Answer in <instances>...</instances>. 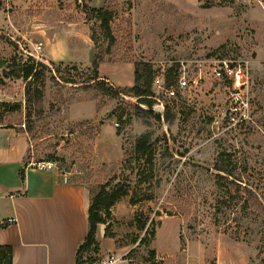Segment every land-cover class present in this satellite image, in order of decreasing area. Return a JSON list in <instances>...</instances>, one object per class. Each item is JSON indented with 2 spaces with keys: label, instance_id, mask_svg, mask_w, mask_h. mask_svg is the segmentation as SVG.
Instances as JSON below:
<instances>
[{
  "label": "rangeland",
  "instance_id": "374dc122",
  "mask_svg": "<svg viewBox=\"0 0 264 264\" xmlns=\"http://www.w3.org/2000/svg\"><path fill=\"white\" fill-rule=\"evenodd\" d=\"M102 6L112 16L110 33L89 9ZM64 34L73 45L89 36L94 55L103 57L100 79L125 94L111 98L91 81L94 55L89 64L48 61L53 71L46 73L42 108H27L25 81L11 57L25 60L30 51L41 61L35 45ZM137 60L156 72L174 67L175 78L180 67L190 76L202 72L201 84L175 99L160 95L164 110L155 100L153 113L140 114L130 91ZM218 60L247 65L246 84L234 88L216 78ZM0 101L22 103L0 106V126L26 134L34 161H56L89 192L102 184L128 188L96 214L105 237L138 264H158L151 246L176 252L173 264H181L188 245L202 248L205 264H217L220 246L231 263L264 264V0H0ZM144 134L152 165L136 158ZM219 163L232 172H219ZM147 194L153 198L130 201ZM101 258L92 251L84 260Z\"/></svg>",
  "mask_w": 264,
  "mask_h": 264
},
{
  "label": "crops",
  "instance_id": "0c3cea01",
  "mask_svg": "<svg viewBox=\"0 0 264 264\" xmlns=\"http://www.w3.org/2000/svg\"><path fill=\"white\" fill-rule=\"evenodd\" d=\"M12 1L14 5L28 2ZM80 37L77 45L70 43L65 34L47 42L43 46L42 61L89 64L94 55L93 44L89 36ZM84 48L89 58L82 55ZM33 162L36 161L28 155L26 134L12 126H0V244L12 246L13 264H76L77 250L89 229V189L69 181L57 167L40 169L32 165ZM9 219L16 222L6 223ZM97 239L103 256L97 264H107L110 256H126L125 260L119 259L113 264H131L133 259L127 256L129 250L106 238L101 226L97 229ZM150 249H155L158 264H173L179 259L176 252H163L156 246ZM183 252L181 264H205L202 248L188 245ZM217 259V264H237L230 262L231 256L221 246ZM245 263L242 259V264Z\"/></svg>",
  "mask_w": 264,
  "mask_h": 264
},
{
  "label": "trees",
  "instance_id": "16d2710c",
  "mask_svg": "<svg viewBox=\"0 0 264 264\" xmlns=\"http://www.w3.org/2000/svg\"><path fill=\"white\" fill-rule=\"evenodd\" d=\"M89 9L91 12L96 14V17L98 18V20H100V25L104 29V31L106 33H110V21L112 16L108 9H106L104 6L91 7ZM14 47L17 49L16 45ZM18 57L19 56L15 54L14 57H11V59L14 60V63L16 65L15 70L17 69L16 71L18 73L16 74V76L22 78L25 81L26 106L28 108V105L34 103L39 109H41L44 99L45 80L47 78L46 73L47 71H53V69L49 66V63L37 60L33 56H28V58L25 60H20V58ZM102 60L103 57L96 52L92 61L91 81H93V83L101 91H103V93L110 96L111 98H116L119 97L121 94H125V89L117 88L113 85H108L105 80L100 79L98 69ZM155 73L156 70L154 69L152 63L143 60H137L135 62L134 85L132 86V88H130V91L138 99L135 108L136 111L140 114L153 113L155 99L152 83L155 77ZM168 78H170V76ZM141 103L145 104L148 109L143 108L141 106ZM0 106H4L7 109L15 110L21 108L22 103L15 102L14 104H10V102L7 101H0ZM157 115L159 116V114ZM32 128L33 127L28 124V130L32 131ZM135 152L138 161L144 159L145 164L152 165L154 160V153L151 149L149 135L144 134L137 139ZM216 169L219 172H232V170L226 164L219 163L216 166ZM146 179H148V176L144 175L142 178H140L139 182H144L146 181ZM90 193L91 203L89 211V229L85 240L83 241V243L80 244L77 250L76 264H91L92 262L88 263L84 260L85 254L92 251L97 253L100 251V244L97 239V229L98 224L102 222V220L97 216V210L102 209L105 206L114 205L123 196L129 195V190L128 188H125L123 186H117V188L111 190L107 188V185L102 184L96 189H91ZM152 198V194H147L141 199H137L134 196H131L130 201L132 204H134L138 201H141L142 199ZM144 226L145 225H143L142 227ZM97 260L98 259H96L95 262ZM0 264H13L12 246L0 244Z\"/></svg>",
  "mask_w": 264,
  "mask_h": 264
},
{
  "label": "built area",
  "instance_id": "2783aa9c",
  "mask_svg": "<svg viewBox=\"0 0 264 264\" xmlns=\"http://www.w3.org/2000/svg\"><path fill=\"white\" fill-rule=\"evenodd\" d=\"M43 50V44L38 43L34 47V51L37 54L42 53ZM27 55L33 56L38 59V56L34 55L33 52H28ZM42 61V60H41ZM172 67V66H171ZM174 68V67H173ZM170 68L171 71L166 72L164 69H161V71H158L155 73V77L152 83L153 90H154V99L158 101L160 107L162 110H164L165 105L164 102L160 99V95L165 96L168 99H175L179 96V93L185 90H189L192 88H196L201 84L202 80V72L196 73L193 76H190L186 68H179V72L177 73L175 78L174 69ZM213 75L220 79H230L231 84L234 88H241L246 84L249 78V70L247 68V65L243 64H235L234 62L228 63L226 60H218V65L213 68L212 71ZM173 74V75H172ZM170 76V78H168ZM176 80V84H175ZM32 165H34L37 168L40 169H53L57 167V162L53 160H40L33 162ZM15 219H9L6 223H15ZM126 256H110L107 264H113L117 260H125ZM131 264H138L136 261H130Z\"/></svg>",
  "mask_w": 264,
  "mask_h": 264
},
{
  "label": "water",
  "instance_id": "95a60500",
  "mask_svg": "<svg viewBox=\"0 0 264 264\" xmlns=\"http://www.w3.org/2000/svg\"><path fill=\"white\" fill-rule=\"evenodd\" d=\"M208 169H210L209 167H207Z\"/></svg>",
  "mask_w": 264,
  "mask_h": 264
}]
</instances>
